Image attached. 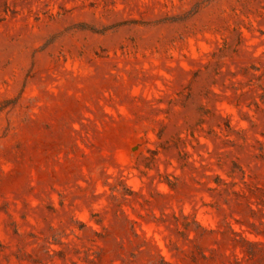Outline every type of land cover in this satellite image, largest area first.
<instances>
[{"label":"rangeland","instance_id":"obj_1","mask_svg":"<svg viewBox=\"0 0 264 264\" xmlns=\"http://www.w3.org/2000/svg\"><path fill=\"white\" fill-rule=\"evenodd\" d=\"M0 264H264V0H0Z\"/></svg>","mask_w":264,"mask_h":264}]
</instances>
